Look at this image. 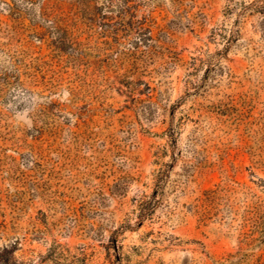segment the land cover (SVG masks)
<instances>
[{"label": "rangeland", "instance_id": "obj_1", "mask_svg": "<svg viewBox=\"0 0 264 264\" xmlns=\"http://www.w3.org/2000/svg\"><path fill=\"white\" fill-rule=\"evenodd\" d=\"M124 1L0 0V264H264V0Z\"/></svg>", "mask_w": 264, "mask_h": 264}, {"label": "trees", "instance_id": "obj_2", "mask_svg": "<svg viewBox=\"0 0 264 264\" xmlns=\"http://www.w3.org/2000/svg\"><path fill=\"white\" fill-rule=\"evenodd\" d=\"M124 2H127V0H125ZM237 23L238 22H236L235 24H237ZM163 179L164 178H162V174L160 176L155 177L154 189H153V192L150 195L151 197L155 196V194L157 193L158 189L161 188V186H162V184L164 182ZM147 215L148 214H141L140 215V220L142 221L143 218L147 217ZM106 249H107V257H108L109 260L111 259V256H114V260H113L112 264H119L120 256H119V247L117 246V243H116V233H113V235H111L109 243H108ZM111 251H113L112 252L113 254H111ZM68 256H69V254H65L63 252H55L54 251L53 252V256H52L53 257L52 260L54 261V264H63V262L64 263L66 262ZM68 264H77V261L73 260L72 262H70Z\"/></svg>", "mask_w": 264, "mask_h": 264}]
</instances>
